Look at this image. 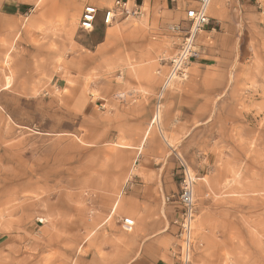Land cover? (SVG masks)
I'll use <instances>...</instances> for the list:
<instances>
[{"label": "rangeland", "instance_id": "1", "mask_svg": "<svg viewBox=\"0 0 264 264\" xmlns=\"http://www.w3.org/2000/svg\"><path fill=\"white\" fill-rule=\"evenodd\" d=\"M118 1L85 33L94 0H0V264H173L184 166L192 264H264V0H212L159 120L197 0Z\"/></svg>", "mask_w": 264, "mask_h": 264}, {"label": "built area", "instance_id": "2", "mask_svg": "<svg viewBox=\"0 0 264 264\" xmlns=\"http://www.w3.org/2000/svg\"><path fill=\"white\" fill-rule=\"evenodd\" d=\"M174 2L175 0H171ZM212 0H197L196 7H189L186 10V24L171 25L169 31L178 37L177 53L169 60L168 71L164 76L163 83L160 87L158 95V110L161 109V102L164 94L177 82L186 81L188 79V69L191 63L199 58L200 52L197 49V37L200 32L205 30L211 22L209 17V8ZM126 3L116 2V8L109 9L104 14L103 23L109 26L119 14H130ZM133 16L142 17V6H137L135 11L131 12ZM99 10L87 5L84 7L79 22V28L86 33H92L96 28ZM195 184L196 177L191 171L184 166L182 172V181L180 191L178 193V214L173 221V225L177 229V243L172 249L173 264H192V254L195 248L194 240V222L196 216V201H195ZM171 198L167 200L170 201ZM123 225L127 228L135 227V221L131 218H125Z\"/></svg>", "mask_w": 264, "mask_h": 264}, {"label": "crops", "instance_id": "3", "mask_svg": "<svg viewBox=\"0 0 264 264\" xmlns=\"http://www.w3.org/2000/svg\"><path fill=\"white\" fill-rule=\"evenodd\" d=\"M111 0H94V5H92V6H94V7H96L98 10H99V13L100 14H98V18H102V21H103V19H104V15H103V17H102V13H104L105 14V12L107 11V10H109L110 9V7H108V5H109V2H110ZM118 1V0H117ZM88 5V4H87ZM87 5H85V6H87ZM27 6H30V4H28L26 1L25 2H20V4H19V10H17L18 12H19V14H21L22 12H24V10H26L28 7ZM143 7H144V4L142 5ZM10 8H12V10L13 11H15L16 9H15V7H13V5L11 4V7ZM84 9V8H83ZM186 10V6L184 5H182V7H178L177 8V10ZM183 16V15H182ZM98 18H97V21H98ZM96 25H97V22H96ZM107 27H109V26H107ZM96 29V28H95ZM94 32V31H93ZM86 33V32H85ZM107 37V33H106V35H104L101 39H97L95 42H93L92 44L94 45V46H100V45H102V44H104L105 43V41H106V38ZM196 62V61H195ZM194 62V63H195ZM197 63V62H196ZM191 67V66H190ZM132 219V218H131ZM123 228H125V229H127V230H130V229H132V228H127L125 225H123Z\"/></svg>", "mask_w": 264, "mask_h": 264}, {"label": "bare ground", "instance_id": "4", "mask_svg": "<svg viewBox=\"0 0 264 264\" xmlns=\"http://www.w3.org/2000/svg\"><path fill=\"white\" fill-rule=\"evenodd\" d=\"M133 17V16H132ZM185 23V22H184ZM184 23H183V25H184ZM187 25V24H186ZM160 119V110H158V113H157V120H159ZM149 135H150V133L149 132H147L146 133V138H148L149 137Z\"/></svg>", "mask_w": 264, "mask_h": 264}]
</instances>
